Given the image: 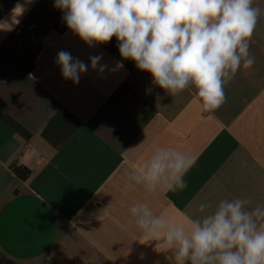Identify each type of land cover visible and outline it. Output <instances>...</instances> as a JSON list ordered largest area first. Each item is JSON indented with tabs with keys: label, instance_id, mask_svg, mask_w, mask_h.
<instances>
[{
	"label": "crops",
	"instance_id": "0c3cea01",
	"mask_svg": "<svg viewBox=\"0 0 264 264\" xmlns=\"http://www.w3.org/2000/svg\"><path fill=\"white\" fill-rule=\"evenodd\" d=\"M15 3L0 0V19ZM53 3L34 0L13 31L0 32V264H171L163 245L128 227L133 203L149 202L174 222L201 216V203L264 205V0H254L255 63L237 72L211 113L190 91L170 96L122 60L115 37L85 44ZM61 50L89 65L78 84L63 78ZM158 146L195 157L187 187L124 191L126 173Z\"/></svg>",
	"mask_w": 264,
	"mask_h": 264
},
{
	"label": "clouds",
	"instance_id": "9594fccd",
	"mask_svg": "<svg viewBox=\"0 0 264 264\" xmlns=\"http://www.w3.org/2000/svg\"><path fill=\"white\" fill-rule=\"evenodd\" d=\"M33 3L17 0L8 17L0 19V32L13 31ZM53 7L85 44L104 45L115 37L122 60L148 72L170 96L190 91L203 112L218 110L227 100L225 87L241 68L255 63L250 47L261 8L254 0H54ZM89 59L97 69L101 58ZM56 63L74 84L89 68L64 50ZM195 162L174 147L158 146L126 173L124 191L183 190ZM250 205L249 198L223 199L214 208L201 203V216L174 222L149 202L137 201L128 209L127 225L145 243L163 245L171 264H264V205Z\"/></svg>",
	"mask_w": 264,
	"mask_h": 264
},
{
	"label": "trees",
	"instance_id": "16d2710c",
	"mask_svg": "<svg viewBox=\"0 0 264 264\" xmlns=\"http://www.w3.org/2000/svg\"><path fill=\"white\" fill-rule=\"evenodd\" d=\"M13 173L22 181H26L31 176V171L25 167L21 166H13L12 167Z\"/></svg>",
	"mask_w": 264,
	"mask_h": 264
}]
</instances>
